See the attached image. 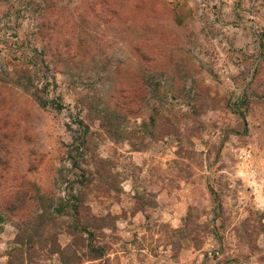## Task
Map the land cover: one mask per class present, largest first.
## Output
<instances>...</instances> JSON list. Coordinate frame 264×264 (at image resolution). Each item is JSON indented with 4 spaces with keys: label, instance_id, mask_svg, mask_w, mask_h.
Here are the masks:
<instances>
[{
    "label": "rangeland",
    "instance_id": "rangeland-1",
    "mask_svg": "<svg viewBox=\"0 0 264 264\" xmlns=\"http://www.w3.org/2000/svg\"><path fill=\"white\" fill-rule=\"evenodd\" d=\"M101 1L0 0V264H264V0Z\"/></svg>",
    "mask_w": 264,
    "mask_h": 264
},
{
    "label": "trees",
    "instance_id": "trees-1",
    "mask_svg": "<svg viewBox=\"0 0 264 264\" xmlns=\"http://www.w3.org/2000/svg\"><path fill=\"white\" fill-rule=\"evenodd\" d=\"M105 0H103V1H101V2H104ZM1 158H2V161H4V160H6V159H3V157L1 156ZM5 158V157H4ZM7 164V163H6Z\"/></svg>",
    "mask_w": 264,
    "mask_h": 264
}]
</instances>
